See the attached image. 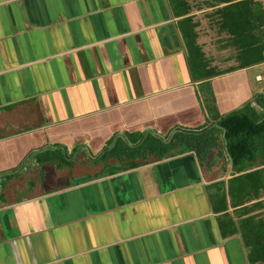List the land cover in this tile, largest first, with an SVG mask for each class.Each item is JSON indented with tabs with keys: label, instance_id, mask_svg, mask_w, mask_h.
I'll return each mask as SVG.
<instances>
[{
	"label": "crops",
	"instance_id": "obj_1",
	"mask_svg": "<svg viewBox=\"0 0 264 264\" xmlns=\"http://www.w3.org/2000/svg\"><path fill=\"white\" fill-rule=\"evenodd\" d=\"M187 1L210 65L224 52L218 69L236 65L227 33L218 48L198 31L213 7ZM175 10L0 0V264H257L242 231L264 218L261 156L243 169L221 146L203 162L193 150L94 161L118 135L205 127L210 107L223 115L264 93V61L196 76ZM47 147L72 164L38 162Z\"/></svg>",
	"mask_w": 264,
	"mask_h": 264
},
{
	"label": "trees",
	"instance_id": "obj_2",
	"mask_svg": "<svg viewBox=\"0 0 264 264\" xmlns=\"http://www.w3.org/2000/svg\"><path fill=\"white\" fill-rule=\"evenodd\" d=\"M177 15H182L181 31L188 49L192 72L198 77H207L264 61V3L261 0H205L212 6V15L220 32L227 33V44L235 50L236 65L220 70L210 65L201 44L197 41L198 22L187 0H171ZM255 102V105L252 104ZM214 123L200 128L176 127L165 135L152 131L116 136L94 161L116 158L119 160L162 158L173 152L193 150L199 161H205L215 147H223L232 164L243 169L245 163L258 156L264 159V93H256L250 101L226 114L220 115L210 107ZM38 162L55 161L57 165L72 164V154L61 147H47L34 153ZM253 171L242 173L251 177ZM254 174V173H253ZM255 175V174H254ZM241 200L252 195L247 186ZM249 218V217H248ZM244 220L242 236L250 247V260L264 264V218L254 224Z\"/></svg>",
	"mask_w": 264,
	"mask_h": 264
},
{
	"label": "rangeland",
	"instance_id": "obj_3",
	"mask_svg": "<svg viewBox=\"0 0 264 264\" xmlns=\"http://www.w3.org/2000/svg\"><path fill=\"white\" fill-rule=\"evenodd\" d=\"M201 4H202V2H201V0H199V1H196L195 3H194V5H196L198 8H200L201 7ZM204 4L205 5H207L206 3H205V1H204ZM200 14H202L201 16H202V21H210V22H208V25H205V26H200L199 27V29H198V31L200 30V32L201 33H204V32H207V33H210L211 34V38H209L211 41H212V43L214 44V47H220V45H222V43H223V41H224V39H225V36L223 35V33L224 32H220V31H218V29H217V25H216V23H215V21H214V18H213V15H212V10H210V11H205V12H202V13H200ZM196 17H197V21H200V19L198 18V16L196 15ZM193 18H194V16H193ZM199 24V23H198ZM207 28H209V30H206ZM196 30H197V27H196ZM198 34H199V32H198ZM208 53L209 54H212V51L210 50H208ZM226 53L227 52H224V54H222L221 56H219V55H217L216 57H215V60H217V63L216 64H214V67L215 68H224V67H226L227 66V64L225 63L226 61V59L225 58H223V55H226ZM232 55H233V52H232ZM264 67V66H263ZM263 70V69H262Z\"/></svg>",
	"mask_w": 264,
	"mask_h": 264
},
{
	"label": "built area",
	"instance_id": "obj_4",
	"mask_svg": "<svg viewBox=\"0 0 264 264\" xmlns=\"http://www.w3.org/2000/svg\"><path fill=\"white\" fill-rule=\"evenodd\" d=\"M263 3H264V0H261ZM257 79H260L261 78V75L260 74H257L256 76Z\"/></svg>",
	"mask_w": 264,
	"mask_h": 264
}]
</instances>
